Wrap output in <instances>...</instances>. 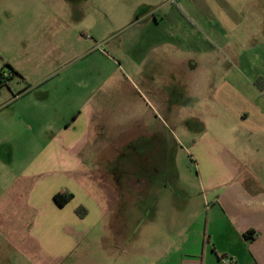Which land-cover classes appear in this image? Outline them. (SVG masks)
Instances as JSON below:
<instances>
[{"label": "crops", "instance_id": "1", "mask_svg": "<svg viewBox=\"0 0 264 264\" xmlns=\"http://www.w3.org/2000/svg\"><path fill=\"white\" fill-rule=\"evenodd\" d=\"M28 1L23 12L11 6L0 36V70L14 74L0 88V264H26L31 248L25 241L33 237L55 259L73 250L77 237L101 217L102 198L94 186L102 188L112 215L123 214L126 202L142 200L135 195L143 174H131L141 167H129L128 173L121 164L97 165L93 159L122 156L118 146L114 151L95 146L90 132L98 122L97 136L104 139L108 120L124 117L120 108L128 104L111 99L109 88L106 93L112 77L104 64L114 62L100 46L107 48L111 40L110 0H86L82 17L69 21L61 17L64 3L78 0ZM150 4L144 16L160 27L167 13ZM178 5L182 19H171L167 39L151 37L163 51L156 47L141 56L146 62L158 56L169 61L171 66L156 74L167 88L142 91L133 114L134 122H142L143 103L165 101L171 91V104L184 107L185 133L201 173L205 225L193 230L189 221L178 240L171 238L168 259L264 264V91L255 85L264 78V9L251 4L261 13L256 20L240 0H179ZM89 7L100 11L97 18H87ZM137 69L149 82L146 68ZM61 192L74 196L64 207L54 200ZM79 207L88 211L83 219L76 214ZM17 235L23 247L17 248Z\"/></svg>", "mask_w": 264, "mask_h": 264}, {"label": "rangeland", "instance_id": "2", "mask_svg": "<svg viewBox=\"0 0 264 264\" xmlns=\"http://www.w3.org/2000/svg\"><path fill=\"white\" fill-rule=\"evenodd\" d=\"M28 2L0 0V36L6 32L5 26L13 10L11 6L19 5L23 12V7ZM154 2L161 5V13H167L166 21L160 27L151 23L152 16H144L149 9L148 6L152 5L150 3ZM231 2L239 0H218L221 4ZM240 2L247 4L245 13L251 19H262L259 15L263 12L264 0ZM253 3H256L257 7L261 5L259 8L261 13L255 12L251 5ZM178 4L179 0H110L111 40L107 48L104 45L100 46V51L107 56L110 55L114 62L110 65L104 64L106 74L112 77L106 93L109 88L111 99L122 98L127 100L128 104L120 108L124 117L115 119L112 115L108 120L106 130L103 131L104 139L97 136L98 122H94L90 132L93 134L91 142L94 141L95 146L109 145L113 151V148L118 146L121 148L122 156L107 160L103 156L95 155L93 159L97 165L110 162L113 165L121 164L127 168V172L129 167L130 169L141 167L142 172L131 170V174L140 173L143 177L138 183L136 195L132 190L130 195L134 194L142 200L135 203L126 202L123 214L118 212L119 214L112 215L113 213L105 208L104 195L100 194L102 188L94 186L97 197L102 198L99 199L101 217L94 228L88 233L80 234L77 237V246L59 259L46 254L34 237L29 240L31 242L25 241V247L29 243L31 248L30 253L26 252V264H171V260L168 259L171 238L178 240L189 221L193 230L205 225L206 211L201 204V173L197 167V160H194L190 152L192 139L185 133L184 107L175 105L179 101H173L174 104H171L170 91L169 98H163L167 99L165 101L144 102L142 109L145 110L146 119L137 123L133 121L135 117L133 114L136 106L140 104L139 96L142 91L146 93L148 87L152 86L160 88L162 92L167 88V84L160 81L156 74L170 67L169 61L163 56H158L146 62L141 56L142 53L148 56L156 47H159V53L163 51L161 50L163 44L153 43L151 37L167 39L171 19H182ZM86 5L87 2L77 5L65 2L61 17L67 21L73 18L77 20L78 17H82ZM163 5L165 7H162ZM47 9L45 16L50 15L48 13L50 8ZM99 12L89 7L85 13L87 18L92 20L99 16ZM79 62L81 66H86L88 59ZM137 64L140 68H146L147 74L151 77L149 82L144 81L142 70L137 69ZM190 126L192 127L193 123ZM146 132L154 134L155 139H149ZM139 134L140 140H137ZM188 135L193 136L194 133ZM183 186L185 188H182ZM185 198L189 199L188 203L185 202L187 200ZM19 241L17 235V248L23 247ZM17 256L20 263L22 257L19 252Z\"/></svg>", "mask_w": 264, "mask_h": 264}, {"label": "trees", "instance_id": "3", "mask_svg": "<svg viewBox=\"0 0 264 264\" xmlns=\"http://www.w3.org/2000/svg\"><path fill=\"white\" fill-rule=\"evenodd\" d=\"M255 85L258 87L259 90L264 91V78L262 77L257 78V80L255 81ZM1 87L2 86H0V88ZM73 197L74 196L72 193L61 192L55 195L54 200L57 203V205H59L60 207H64L73 199ZM76 214L80 219H83L87 215V209L84 207H79L76 210Z\"/></svg>", "mask_w": 264, "mask_h": 264}, {"label": "built area", "instance_id": "4", "mask_svg": "<svg viewBox=\"0 0 264 264\" xmlns=\"http://www.w3.org/2000/svg\"><path fill=\"white\" fill-rule=\"evenodd\" d=\"M13 73L7 69L0 70V86L7 85L10 79L13 77ZM222 264H233L232 260L223 259L221 260Z\"/></svg>", "mask_w": 264, "mask_h": 264}, {"label": "flooded vegetation", "instance_id": "5", "mask_svg": "<svg viewBox=\"0 0 264 264\" xmlns=\"http://www.w3.org/2000/svg\"><path fill=\"white\" fill-rule=\"evenodd\" d=\"M80 1V2H79ZM86 0H78L77 2H70L69 1V5H77V4H79V3H82V2H85Z\"/></svg>", "mask_w": 264, "mask_h": 264}]
</instances>
